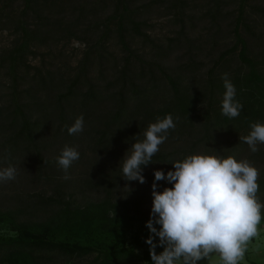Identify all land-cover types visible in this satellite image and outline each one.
<instances>
[{"label":"trees","instance_id":"16d2710c","mask_svg":"<svg viewBox=\"0 0 264 264\" xmlns=\"http://www.w3.org/2000/svg\"><path fill=\"white\" fill-rule=\"evenodd\" d=\"M179 1L185 3L184 0H178L172 6H181L183 3L179 4ZM247 1L240 0L233 22L234 43L226 50H238L239 60L246 66L229 75L237 90L236 99L243 105L238 117L229 118L221 114L225 91L221 77L228 71L227 62L222 63L221 71H215V68L208 70L209 77L193 86L183 82L185 70L193 72L201 64L192 54L185 65L175 69L180 72H173V68L169 69L163 63L171 51L183 46L182 42L180 46L157 45L156 56L150 61L141 59L138 50L132 48L133 40L138 35L154 42L144 30L148 24L147 18L142 17L144 7L148 5L146 2L99 0L98 6L113 7L106 15L93 19L94 26H102L103 29L84 51L77 72L68 76L63 72L38 67L33 73L30 72L32 66L28 62L29 55L35 53V46L45 43L49 37H55L54 29L57 26L63 33L62 39L76 37L87 40L86 33L82 36L77 31L80 29L79 21L88 17V14L79 11L76 18L63 23L64 15L52 17L44 12L45 8H49V12L59 10L62 13L67 9L63 2L26 0L39 21L31 25L23 17L26 8L15 24L19 35L14 46L0 52V69H4L1 85L4 87L2 91H5L0 92V159L3 158L8 165L19 170L18 175L26 171L27 175L22 178L26 185L42 176H65L55 158L67 143L80 154L74 162H81L84 152L89 148L88 143L96 151L105 150L112 139L127 136L126 130L139 116L143 124L130 140H142L150 123L156 122L157 117L171 114L175 129L169 130L167 142L159 146L152 163L142 166L143 169L156 163H165L162 170L167 174L169 170H174L173 161L195 153L225 158L234 156L238 161L248 159L253 166L259 164V160H264V147L257 145L259 150L253 153L243 141L224 138V132L233 133L235 129L241 130L242 136H246L251 131V123H264V47L256 51L247 36L255 32V25L247 21ZM209 11L214 22L219 23L223 15L222 6L218 5ZM4 17L0 7V28ZM184 30L182 26L180 33L183 34ZM111 32L117 33L118 43L125 54L121 63L113 58L114 76L102 86L91 72L98 66L102 73L106 64H109L110 58L105 54L108 53L105 49ZM224 56L225 53H221L215 62H221ZM137 59L141 64H136ZM144 63L149 64L147 73L150 77L145 75ZM157 71L162 75H157ZM145 77L146 80H143ZM203 100L207 104L201 106ZM80 115L84 117L85 126L94 121L93 129L98 136L86 137L90 130L85 126L80 137L78 134L69 135L68 127ZM137 134L138 137L134 138ZM183 134H188L189 142L185 147L174 144L172 148L168 147V141L172 142ZM24 152H28L27 157L31 158L26 164V159H21ZM42 152L57 155L47 158ZM94 168L93 173L89 171L91 177L85 178V184L89 187L103 182L101 179L93 180ZM106 175V194L84 203L75 202L70 196L73 193L65 196L62 187L56 186L54 194L31 188L27 192L17 193V202L13 205H0V226L6 228L0 231V264H50L49 259L56 255L62 256L65 264H71L74 259L84 258L91 253H96L94 261L97 264H152L149 245L145 242L147 238L140 233H131V230L138 222L146 227L150 219L151 210L145 208V204L153 199L152 184L155 177L137 185L133 193L118 196L112 194V189L120 179H125L117 174ZM257 182L258 192L264 191V169ZM156 183L157 191L172 187L166 180ZM34 210H40L41 213L36 214ZM261 217L263 223L264 208L261 209ZM155 226L159 228V225ZM146 233L150 235L147 227ZM138 247H143L142 252L138 251ZM252 264L258 263L254 261Z\"/></svg>","mask_w":264,"mask_h":264},{"label":"rangeland","instance_id":"374dc122","mask_svg":"<svg viewBox=\"0 0 264 264\" xmlns=\"http://www.w3.org/2000/svg\"><path fill=\"white\" fill-rule=\"evenodd\" d=\"M43 0H39V3ZM137 3H148L144 7V13L142 17L147 18V25L144 26V30L150 34V37L154 42L146 40L144 36L138 35L133 40L132 48L137 49L139 57L146 61L152 60L156 56L157 45L162 44L167 46L172 44L173 46L182 42V47H177L171 51V55L164 59L163 62L168 66L169 69H174L173 72H180L175 69H180L179 65H185L186 62L190 60V55L195 58V60L201 62L198 64L199 69H196L193 72L186 71L184 74L183 82L189 83L190 85H198L202 79L209 77L208 70L215 68V71H221L222 63L227 62V73L230 75L231 72L238 69L246 68L245 65L241 63L237 55L238 50L236 51H226L234 43V19L238 13V6L240 0H184V2L179 1V4L183 3L181 6L173 7L172 5L178 2V0H136ZM58 4L63 2L67 6V9L54 13L49 12V8H45L44 12L46 14H51L52 17H59L64 15V21L71 20L76 18L78 14L83 11L84 14H88V17L80 22V29H78V35H84L86 33L88 36L87 40H81L79 38L73 37L72 39H67L61 37L62 31L59 29L60 26H57L54 29L55 37H49L45 43H40L34 47L35 53L30 54L28 57V62L32 66L29 68L30 72L36 71V67L42 70H53L56 72H63L66 75H73L78 70V64L83 56V53L88 49L89 43L94 42L95 39L101 33L102 26L96 27L93 19H97V16H104L112 10L111 6H98L99 0H57ZM247 17L250 24L253 26L254 33L247 34L251 45L254 46L255 50L258 51L264 47V0H248ZM177 4V3H176ZM222 6V14L219 23L214 22L212 14L209 10L215 9L216 6ZM94 6H97L94 8ZM0 7L2 8L5 17L2 19L3 23L0 28V52L4 48H12L15 44V41L18 38L19 32L15 27L16 21L21 14L26 10V14H23L24 18L28 19V22L31 25H34L39 21V18L33 12L32 8L27 6L26 0H0ZM84 7V8H83ZM83 8V9H81ZM92 9H95L92 11ZM80 11V12H79ZM180 11V12H179ZM79 12V13H78ZM92 20V21H91ZM182 26L185 27L183 34L180 33ZM82 28V30H81ZM58 30V32L56 31ZM178 38L173 39L171 38ZM181 39V41H180ZM121 44L118 43L117 33L111 32L109 40L106 42V55H109L110 60L109 64H106L105 69L101 73L99 67L96 66L93 68L91 75L94 79L97 80L98 84L105 85L107 80L114 75H112L115 68L113 58H116L120 63L123 61L125 51L121 48ZM191 51H187L186 49ZM225 53V56L221 62H215L216 59L220 58L221 53ZM111 53V54H110ZM136 64H141V61H138ZM145 64V63H144ZM219 64V65H217ZM145 75L149 76L147 70L149 64H145ZM226 68V67H225ZM157 75H162L160 71H157ZM169 72H171L169 70ZM4 69H0V92L4 87L2 83V74ZM101 76V77H100ZM146 80V77L143 78ZM207 101L203 100L200 105H206ZM142 117L139 116L136 118V121L133 125H130V128L127 129L128 135L119 139H112V142L109 144V147L103 151H96L91 148V145L88 143V149L84 152V157L81 162H73L71 167L68 169V179L64 178V175L58 174L50 178L44 176L36 178L32 182H29V185H26L22 181L27 173L24 171L21 175L16 174L14 180L0 182V205L7 206L13 205L16 201L17 193L27 192L31 188L40 191L44 190L47 194H54L55 187H62L64 190V195L73 193L71 198L77 203H84L88 200L97 199L98 196H104L106 194V182L107 173L109 175H115L122 177V170L120 167L123 164L121 161L127 150L130 149L131 145L136 142V140L131 141L130 137L134 132L139 130L142 126ZM95 125L94 121L86 124L85 128L89 129L90 132L86 133V137L91 135V137L98 136L99 134L95 132L93 126ZM89 126V127H88ZM91 133V134H90ZM225 140L229 139L239 140V136H242L241 130L235 129V132H224ZM85 135V134H84ZM188 134H183L182 136H177L174 141H168V147L172 148L173 144L177 147H185V144L189 142L187 140ZM80 137V133H78ZM187 140V141H186ZM167 142V140H166ZM165 142V143H166ZM68 146L70 144L67 143ZM87 146V145H86ZM249 147V146H248ZM258 147H264V144H259ZM250 148H248L249 150ZM21 159H26L25 164L29 163L28 152ZM45 157L56 156V153L52 152H42ZM60 153V152H59ZM130 154V150L129 153ZM91 159V161L89 160ZM93 159V160H92ZM33 160V159H32ZM248 160V159H247ZM96 161V164H95ZM120 165V166H119ZM8 164L3 158L0 159V169L7 167ZM165 163H156L151 167H146L143 169L142 175L145 177V180L151 179L154 176L155 170H162L165 167ZM95 167V168H94ZM259 171V176L264 169V160H259V164L255 165ZM93 180L101 179L103 182L95 186H90L85 184V178L91 177L89 171L93 173ZM101 170V171H100ZM115 170V173H114ZM120 170V171H119ZM19 171V170H18ZM17 171V172H18ZM119 171V172H118ZM99 172V173H97ZM31 174V173H30ZM29 175V174H28ZM34 177V176H32ZM15 181L17 184H15ZM96 182V181H94ZM145 182V183H146ZM107 183V184H106ZM140 183L138 181H120L113 187L112 194L118 196H127L128 194L136 191V186ZM142 185V184H140ZM27 187V188H26ZM162 191V190H161ZM257 196L262 204H264V191L261 190L257 192ZM152 200L145 204V208L148 210L152 208ZM36 214L39 212L34 210ZM49 212V211H46ZM45 215H48L45 213ZM36 217H39L36 216ZM261 235L258 238H255L250 244L249 249L245 254L244 264H252L256 261L258 264H264V222L260 224ZM6 228H1L0 231H3ZM140 233L144 238H148L149 234L146 233V227L141 223H137L134 229L131 230V233ZM158 241V238H156ZM145 247V246H144ZM143 247H138V251L142 252ZM156 251L158 253L163 251L162 247H157ZM96 253H91L84 258H76L71 264H97L94 261ZM218 260V255L213 254L210 260H201L198 264H214ZM50 264H65L62 256H51L49 259Z\"/></svg>","mask_w":264,"mask_h":264},{"label":"clouds","instance_id":"9594fccd","mask_svg":"<svg viewBox=\"0 0 264 264\" xmlns=\"http://www.w3.org/2000/svg\"><path fill=\"white\" fill-rule=\"evenodd\" d=\"M221 79L225 89L221 114L236 118L243 105L236 99L237 90L229 74L224 73ZM175 127L171 114L157 117L156 122L148 125L143 139H136L121 160L126 181L146 182L142 166L152 163L169 130ZM250 128L249 134L239 136V140L255 153L259 150L258 143L264 144V123L253 122ZM67 130L69 135L82 132L83 115ZM79 157L76 148L65 145L55 158L65 179L69 178L68 169ZM171 164L174 170L167 174L163 170L154 171L152 208L146 222L150 235L145 241L152 264H198L201 260H210L213 254L218 255L214 264H242L249 244L261 235L259 226L264 204L257 196L258 169L247 159L238 161L234 156L225 158L205 153L191 154ZM16 174V168L9 164L0 169V182L14 180ZM161 180L172 187L157 191L156 181ZM157 247L163 248L159 254Z\"/></svg>","mask_w":264,"mask_h":264}]
</instances>
